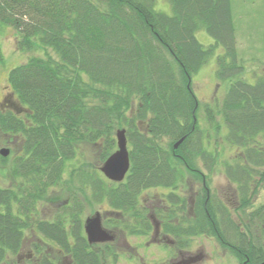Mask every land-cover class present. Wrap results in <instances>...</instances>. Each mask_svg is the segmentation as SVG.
<instances>
[{
    "label": "trees",
    "instance_id": "obj_1",
    "mask_svg": "<svg viewBox=\"0 0 264 264\" xmlns=\"http://www.w3.org/2000/svg\"><path fill=\"white\" fill-rule=\"evenodd\" d=\"M167 1L171 13L155 9L154 0H0V33L9 27L19 50L43 53L8 71L23 110L0 109V131L18 144L10 164L14 186L0 187V261L17 254L26 229L53 240L73 264H101L102 254L114 262L115 241L89 244L85 237L87 200L107 206L103 223L115 236L148 234L154 219L176 238L214 236L239 264L264 261V204L237 223L207 192L218 158L237 208L250 204L264 180V77L241 76L230 0ZM199 27L213 44L198 41ZM217 45L223 53L215 77L228 86L215 111L204 108L215 133L214 114L222 119V141L237 149L232 158L223 146L210 148L192 87V74ZM122 127L130 165L123 180L111 181L99 167ZM83 143L98 147L96 163L78 156ZM56 187L70 194L68 203L51 219L40 217L37 201ZM256 218L260 235L252 229ZM33 250L31 264H59L41 253L45 248Z\"/></svg>",
    "mask_w": 264,
    "mask_h": 264
},
{
    "label": "rangeland",
    "instance_id": "obj_2",
    "mask_svg": "<svg viewBox=\"0 0 264 264\" xmlns=\"http://www.w3.org/2000/svg\"><path fill=\"white\" fill-rule=\"evenodd\" d=\"M231 1V12L233 17V23L235 28V38L236 45L238 48L239 56L243 60V65L245 67L242 77L249 82H254L257 77H264V0H230ZM154 7L157 10L164 11L166 13H171L170 4L167 0H154ZM195 36L199 42L204 46L213 44V37L203 28L199 27L195 31ZM0 45L3 51V61L0 63V97L4 91H8V71L18 65L21 62L27 60V58L34 54H43L42 50L37 49L34 51H21L16 46V36L14 31L6 27L0 33ZM51 54L54 53L49 50ZM223 53V48L217 45L214 48V53L211 54L207 61L198 69L197 72L192 74V87L193 91L199 100V110H198V122L203 130H208L210 137V148L216 149L217 151L221 146L224 147V157H231L235 155L234 148H230L228 144L222 141V136L226 132L220 116L215 113V122L220 126V132L215 133L211 128L209 121H207L205 106H209L212 110H216V104L220 103L226 88L228 86L227 82H218L215 77L216 68V57L218 54ZM5 85L7 87H5ZM8 138L5 134L0 131V148L2 147H12L11 152L16 151L17 143L14 142L12 145L9 142H5ZM217 147V148H216ZM98 148V147H97ZM92 147L91 144L83 143L79 147L78 156L81 159H86L89 163H96V155L98 150ZM0 155V185H5L10 181L14 182V179L10 173V164L12 155L4 156L5 161L1 159ZM64 177L69 179L70 176L68 171H65ZM209 182V192L218 200H221L226 206H228L231 213L232 219L235 222H239V217L244 216V211L249 212L254 210L261 204H264V180L258 184L257 192L252 196L250 204L243 209L237 208L239 198L236 194L234 184H231L226 176L222 172L220 159L218 158L213 172L210 174ZM161 191H167V189L158 188ZM149 192V190H148ZM151 192V191H150ZM82 199L86 197L85 193H76ZM69 193L63 188L56 187L50 195L49 200H53L52 204H47L50 210L53 206L56 207V203L69 198ZM194 194H191V200L193 203ZM45 203V201H44ZM85 210L84 215H93L94 211L102 210L107 208L104 204L103 206H97L90 204V201H84ZM110 215L109 213H107ZM246 220L247 217H246ZM104 225V224H103ZM253 231L260 235L261 232L258 226L257 218L252 225ZM119 237V235H117ZM145 238L143 236L128 237L130 241H141ZM187 239V244H189L188 249H202L206 256L195 264H239L237 258L231 253V251L222 246L218 240L213 236H205L203 234L192 235ZM260 242H264V236H260ZM142 251L147 258L155 260L164 257L166 255V249L158 245L150 244L145 247H141ZM101 256H104L102 254ZM157 258V259H156ZM7 264H15V256H10L6 260ZM117 264H131V261L123 257H120V262Z\"/></svg>",
    "mask_w": 264,
    "mask_h": 264
},
{
    "label": "flooded vegetation",
    "instance_id": "obj_3",
    "mask_svg": "<svg viewBox=\"0 0 264 264\" xmlns=\"http://www.w3.org/2000/svg\"><path fill=\"white\" fill-rule=\"evenodd\" d=\"M7 86H9L8 83ZM7 86L5 85V87ZM12 99H14V94L11 91V88H8V91H4V93L1 94L0 109L2 110L11 109L10 105ZM13 141L14 139L12 140L10 136H8V138L5 140V142L8 143L10 142L11 143L10 145H12ZM8 148L10 149L8 155L9 154L13 155V152H11L12 147L9 146ZM14 183L15 181L14 182L10 181L5 185H0V187L12 189ZM167 191H169L168 188ZM208 191L209 188H207V192ZM49 195L50 193L47 194V197ZM68 200L69 199H65L63 201L57 202L56 207H58L61 203H68ZM51 201L53 203V200H49V198L37 201L36 203L37 213L40 217H43L45 219H51L53 217L54 210L56 209V207L53 206L51 210L48 207H46L47 204H52ZM107 210H108L107 208H103L102 210H96L100 212L102 223H103V219L106 217V215H108L106 212ZM96 211H94V213ZM81 216L83 217L82 227L84 231L85 218L90 215H84L83 213ZM22 218L25 219V216L22 215ZM66 227H69V224H67ZM103 227L106 228L104 225ZM106 229L109 231L108 228ZM110 232L114 235L112 231ZM84 234L86 237L85 231ZM131 236H135V237L143 236L145 239L141 241H130L128 240V237H130V235L125 236L124 234H121L119 235V237L114 235V238L111 241H115L116 243V252L118 253V256L114 262H113L114 258L112 256H106V255L100 256L99 260L101 261V264H117L120 262V257L122 259L124 257L127 260L131 261V264H195L206 256L203 250L198 249L197 247H195L194 249H188L189 244H187L186 238L184 237L176 238L170 232L164 231L161 223H158L154 219L152 220L151 229L148 234H138ZM88 243L95 244V243H90L89 241ZM97 243H105V242H97ZM150 244L158 245L161 246L162 248L164 247L166 249V255L159 259L156 258L157 260H155V258L152 259L147 258L146 255L142 251H140V248L148 246ZM34 247L45 248V251H42L41 253L44 254V252H47L48 258L54 262H58L59 264L74 263L70 255L61 253V249L53 240L45 238L39 233L33 231L28 232L26 229H24V236L21 239L20 249L15 255V264H31L29 260L33 259ZM10 256H11L10 254L5 255V257L0 261V264H7L5 260Z\"/></svg>",
    "mask_w": 264,
    "mask_h": 264
},
{
    "label": "water",
    "instance_id": "obj_4",
    "mask_svg": "<svg viewBox=\"0 0 264 264\" xmlns=\"http://www.w3.org/2000/svg\"><path fill=\"white\" fill-rule=\"evenodd\" d=\"M10 107L15 111H22L23 108L16 99L11 100ZM184 137L175 141L173 147L177 148ZM116 149L113 150L100 165L99 169L103 175L111 181H121L129 169V152L125 128H118L115 131ZM9 153L8 147L0 148V154L6 156ZM84 231L90 243L111 241L114 235L103 227L101 215L96 211L93 215L87 216L84 221ZM264 264V261L261 263Z\"/></svg>",
    "mask_w": 264,
    "mask_h": 264
}]
</instances>
